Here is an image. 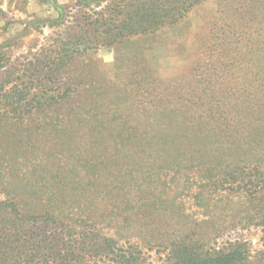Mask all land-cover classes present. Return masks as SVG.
<instances>
[{"label": "trees", "instance_id": "16d2710c", "mask_svg": "<svg viewBox=\"0 0 264 264\" xmlns=\"http://www.w3.org/2000/svg\"><path fill=\"white\" fill-rule=\"evenodd\" d=\"M201 1L73 0L24 25V35L61 28L26 55L13 59L0 43V121L47 133L55 155L73 144L85 150L70 171L31 159L12 175L25 183L1 184L0 264H152L145 248L154 247L165 264H264V249L253 254L241 238L216 247L189 235L152 240L141 230L155 209L143 195L155 185L161 197L184 174L182 188L195 185L197 198L206 188L233 195L264 247V0H236L246 20L240 41L255 36L230 68L214 76L199 70L194 89L175 104H163L160 92L157 103H112L108 93L123 100L126 85L81 89L60 80L78 58L175 25ZM253 24L263 25L248 32Z\"/></svg>", "mask_w": 264, "mask_h": 264}, {"label": "rangeland", "instance_id": "374dc122", "mask_svg": "<svg viewBox=\"0 0 264 264\" xmlns=\"http://www.w3.org/2000/svg\"><path fill=\"white\" fill-rule=\"evenodd\" d=\"M72 2L73 0H0V43L7 42L9 56L14 59L26 55L29 46L36 39L43 42L44 36L61 29L45 27L44 35L37 32L24 35L23 27L27 22L34 20L36 16H55V4L66 6ZM225 4L222 2L221 5L220 0H203L175 25L164 26L152 34L136 37L123 46L98 48L91 54L78 58L69 75L60 76L61 84L68 86L72 78L77 80L75 87L79 85L81 89L89 85L97 87L99 83L108 87L111 84L126 85L128 92L125 99L118 100L111 90L107 101L119 104L123 102L124 105L131 106H137L139 101L157 103L156 95L160 92L163 104H175L178 97L186 96L194 89L199 70L205 69L214 76L219 69L230 68L239 48L255 36L252 34L249 37L248 33L240 41V34L246 30V20L238 18L236 0H228L226 7ZM262 25L255 24V27L247 31L253 32ZM26 127L25 122L19 123L11 119L0 121V186L8 182L20 185L25 183V180L12 175L13 172L26 170L31 159L42 161L46 158L49 169L60 167L70 171L79 155L85 151L73 144L70 150L63 148L55 155L50 151L51 145L47 141L51 137L47 133L28 132ZM31 134L33 137L29 139ZM259 155L264 156V148ZM246 158L248 157L239 156L238 160L240 162ZM177 177L178 183H171L170 189L165 191L167 193H162L161 197L157 193L159 187L155 185H152L149 196L146 193L143 195L154 203L155 208L152 215L144 216L141 220V224H145L141 230L148 232L146 237L152 235V240L167 242L189 235L193 240H201L216 247L241 238L251 242L253 254L264 249L260 229L246 222L245 209L233 195H228L227 192L213 194L206 188L207 191L197 198L195 185L192 192H186L182 188L184 174ZM166 197L168 201L162 203L160 198ZM157 248H145L147 263L165 264V253Z\"/></svg>", "mask_w": 264, "mask_h": 264}]
</instances>
